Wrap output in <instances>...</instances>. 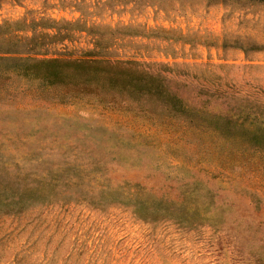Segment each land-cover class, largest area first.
Here are the masks:
<instances>
[{"label": "rangeland", "instance_id": "rangeland-1", "mask_svg": "<svg viewBox=\"0 0 264 264\" xmlns=\"http://www.w3.org/2000/svg\"><path fill=\"white\" fill-rule=\"evenodd\" d=\"M12 22L22 38L47 35L32 58L142 73L182 106L252 122L264 137L263 4L1 1L0 25ZM5 88L0 188L9 193L38 177L54 178L56 188L48 201L0 212V264H264V148L237 134L191 129L181 137L182 120L69 99L37 78L12 75ZM124 184L202 219L142 220L131 207L61 197L76 186Z\"/></svg>", "mask_w": 264, "mask_h": 264}, {"label": "trees", "instance_id": "trees-1", "mask_svg": "<svg viewBox=\"0 0 264 264\" xmlns=\"http://www.w3.org/2000/svg\"><path fill=\"white\" fill-rule=\"evenodd\" d=\"M242 1L264 5V0ZM18 24L20 22L0 25V92H5L6 82L12 75L37 78L50 86H60V91L69 99L84 97L104 106L123 105L126 112L150 121L182 120L181 137L191 129L214 131L222 139L237 134L245 137L254 147L264 148V137L257 134V130L261 129L252 122L232 121L224 116L184 107L175 94L166 92L160 83L148 81L142 73L129 75V70L116 66L111 67L117 71H104L99 69L95 60L32 58L39 55L37 39L42 40L47 35L40 37L33 34L23 38L14 35L11 29ZM252 126L255 129L249 131L248 127ZM54 181L52 177L33 178L22 188H9V193L0 188V212H19L28 203L48 201L56 188ZM61 197L86 201L93 206L131 207L134 215L142 220L173 219L193 224L202 219L196 218L198 213L194 209L157 198L139 185L124 184L113 189L91 185L79 189L76 186L73 194Z\"/></svg>", "mask_w": 264, "mask_h": 264}]
</instances>
